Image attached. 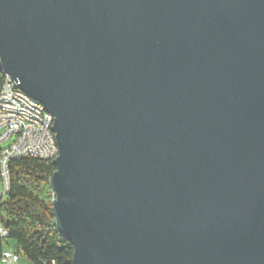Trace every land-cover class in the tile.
I'll return each mask as SVG.
<instances>
[{"label": "water", "instance_id": "95a60500", "mask_svg": "<svg viewBox=\"0 0 264 264\" xmlns=\"http://www.w3.org/2000/svg\"><path fill=\"white\" fill-rule=\"evenodd\" d=\"M1 72L70 264H264V0H0Z\"/></svg>", "mask_w": 264, "mask_h": 264}, {"label": "trees", "instance_id": "16d2710c", "mask_svg": "<svg viewBox=\"0 0 264 264\" xmlns=\"http://www.w3.org/2000/svg\"><path fill=\"white\" fill-rule=\"evenodd\" d=\"M2 78L0 73V83ZM8 170V192L0 200V226L6 232L0 236V255L10 239L12 250L32 264H70L72 245L59 236L52 214V159L12 158Z\"/></svg>", "mask_w": 264, "mask_h": 264}, {"label": "built area", "instance_id": "2783aa9c", "mask_svg": "<svg viewBox=\"0 0 264 264\" xmlns=\"http://www.w3.org/2000/svg\"><path fill=\"white\" fill-rule=\"evenodd\" d=\"M1 87V84H0ZM2 98H0V143L9 141L7 145L0 148V200L4 199L9 187V170L8 162L12 158L22 157H37L41 158V151H46L40 139L32 138L31 126L23 123L15 122L12 120L13 97H23L25 100V107L27 99L26 94H23L18 88H14L11 85L9 77V88H2ZM32 114V113H31ZM33 115V114H32ZM50 118V127L52 125V115L48 114ZM46 130L50 134L51 128ZM54 147V140L51 139ZM5 230L0 226V236H5ZM18 254L7 249V254L0 255V263L2 264H16L18 260Z\"/></svg>", "mask_w": 264, "mask_h": 264}, {"label": "bare ground", "instance_id": "6f19581e", "mask_svg": "<svg viewBox=\"0 0 264 264\" xmlns=\"http://www.w3.org/2000/svg\"><path fill=\"white\" fill-rule=\"evenodd\" d=\"M1 74L3 75V80H1L2 82L0 83L1 87L9 88V75L5 72H1ZM1 87L0 98H2ZM23 94L25 93L23 92ZM26 99L28 103H26L25 107V100H23V97H13V105H16V107H13L12 120L31 126L32 138L40 139L42 146H44L46 150L41 151V158L54 159L58 154V149H53L51 141V139L54 140V147L57 148L54 133L51 129L50 139V134L46 131L48 127H50V118L48 116L50 113H48L39 102L30 98L28 95H26ZM1 254H7V249H4Z\"/></svg>", "mask_w": 264, "mask_h": 264}, {"label": "crops", "instance_id": "0c3cea01", "mask_svg": "<svg viewBox=\"0 0 264 264\" xmlns=\"http://www.w3.org/2000/svg\"><path fill=\"white\" fill-rule=\"evenodd\" d=\"M5 249H15L14 248V242L12 241V243L11 244H7L6 245V247H4ZM21 256H22V254H19V256H18V260H17V263L16 264H32L31 262H29L28 260H27V258L24 256V258L29 262V263H26L25 261H20V258H21ZM22 260V259H21ZM0 264H2V263H0Z\"/></svg>", "mask_w": 264, "mask_h": 264}, {"label": "rangeland", "instance_id": "374dc122", "mask_svg": "<svg viewBox=\"0 0 264 264\" xmlns=\"http://www.w3.org/2000/svg\"><path fill=\"white\" fill-rule=\"evenodd\" d=\"M10 140L8 141H5L3 143H0V148L4 147L5 145H7L9 143ZM12 243V240L10 239H6V242H5V247L7 244H11ZM22 259V260H21ZM20 261H25L26 263H29L25 258L24 256L22 255L21 258H20Z\"/></svg>", "mask_w": 264, "mask_h": 264}]
</instances>
